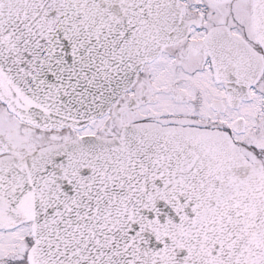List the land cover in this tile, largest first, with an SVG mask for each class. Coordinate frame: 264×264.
I'll list each match as a JSON object with an SVG mask.
<instances>
[{
  "label": "snow or ice",
  "instance_id": "6c2138e0",
  "mask_svg": "<svg viewBox=\"0 0 264 264\" xmlns=\"http://www.w3.org/2000/svg\"><path fill=\"white\" fill-rule=\"evenodd\" d=\"M0 264H264V0H0Z\"/></svg>",
  "mask_w": 264,
  "mask_h": 264
}]
</instances>
